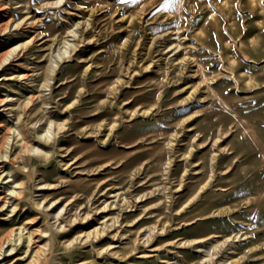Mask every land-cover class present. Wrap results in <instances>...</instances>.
<instances>
[{
    "label": "rangeland",
    "instance_id": "obj_1",
    "mask_svg": "<svg viewBox=\"0 0 264 264\" xmlns=\"http://www.w3.org/2000/svg\"><path fill=\"white\" fill-rule=\"evenodd\" d=\"M14 46L0 264H264V0H0Z\"/></svg>",
    "mask_w": 264,
    "mask_h": 264
},
{
    "label": "bare ground",
    "instance_id": "obj_2",
    "mask_svg": "<svg viewBox=\"0 0 264 264\" xmlns=\"http://www.w3.org/2000/svg\"><path fill=\"white\" fill-rule=\"evenodd\" d=\"M5 30L2 31L1 33L4 34ZM15 48H16L15 46L14 47H11L6 52V54L1 58L0 66L2 64H5L9 60V57L11 56V54L15 50ZM67 56H68L67 49H65L63 51V53L59 52L58 56L55 57V58L58 57V59H53V56H52L51 57V61H50V65H49L50 72H52L54 70V68H56L58 66V64H59L60 61L66 59ZM1 103L3 104V102H1ZM14 132H16V135H15L14 138L20 137L22 134H25V131L22 128H18V127H15L13 129L12 134H14ZM47 133L51 134V132L49 130H47L46 134ZM44 137L47 139L48 136H46V135H40V138H44ZM10 139H11V137L8 136L7 139L5 140V143H6L5 146L9 144V142L11 141ZM214 142H217V141H214ZM30 151L33 152L34 150H30ZM34 152L35 153H39L40 151L35 150ZM2 154H4V153H2ZM2 154H1L0 158H6V155H2ZM7 173L10 174V176H8V177H12L11 176L12 168L7 169ZM1 179H2V175L0 176V180ZM21 187H22V184L16 183L13 187L6 186V187H3L2 188L7 193V194H5V200L3 201V203L2 204L0 203V216H2L3 219H7V218L10 217V212L11 211L9 213L8 212H4V211L7 210V209H9L10 203L12 202V200L19 199L22 196V192L20 190ZM219 213H221V211H218L217 214H219ZM243 236L244 235H242V234L234 233L232 235L227 236L226 238H224L220 242L214 241L215 243L214 244L211 243V244L212 245L217 244V246H219V247H224L227 244L234 245L236 242H239V241L243 240V238H242ZM21 240H22V237H21V234H20V230H17V231L14 230L12 232L11 237L7 241H5L1 245V247H0V258H1V256H4V258H5V254L6 253H12L15 250V246L14 245L17 244V243L19 244L21 242ZM202 242H203V240H186V241L183 242L182 245H194V244L195 245H198V244H201ZM5 243H10V244L12 243L13 244L8 251L6 249H5L6 251L2 250L3 249V245ZM197 251L204 253V256H203V258L201 260L204 264L205 263L206 264H211L212 263V257H211V250L210 249H204L203 250V248L199 247ZM4 258L2 260H4ZM220 264H231V263L229 262L228 259H225Z\"/></svg>",
    "mask_w": 264,
    "mask_h": 264
}]
</instances>
